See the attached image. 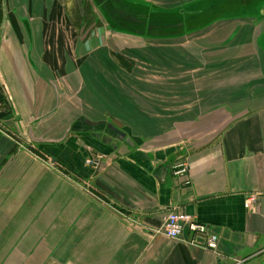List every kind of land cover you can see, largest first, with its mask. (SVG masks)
<instances>
[{"label": "crops", "instance_id": "obj_1", "mask_svg": "<svg viewBox=\"0 0 264 264\" xmlns=\"http://www.w3.org/2000/svg\"><path fill=\"white\" fill-rule=\"evenodd\" d=\"M59 1L33 0L39 26L32 25L38 27L29 42L15 30L4 46L0 34V264H263L260 23L223 21L184 38L146 40L110 31L88 0L111 36L87 37L94 24L81 35L73 31V59L63 44L54 46L67 35L45 32L55 17L41 12ZM148 1L168 6L184 0ZM77 7L73 1L63 6ZM114 36L144 41L127 50L146 62L135 66L141 71L133 66L142 76L127 73L135 81L122 86V76L113 72L119 69ZM99 40L102 47L93 48ZM93 56L98 64L90 63ZM154 71L156 90H133L134 82L151 87L154 82L143 76ZM85 120L110 122L136 138L137 146L127 151L122 143L113 151L90 136L98 128ZM194 133L189 141L195 146L180 159L185 174L173 175L180 160L174 162L169 188H162L144 166L150 162L154 169L160 162L148 157ZM92 153L102 156L97 169L85 165ZM173 208L209 227L218 237L216 249L189 244L186 230L176 240L161 234Z\"/></svg>", "mask_w": 264, "mask_h": 264}, {"label": "water", "instance_id": "obj_2", "mask_svg": "<svg viewBox=\"0 0 264 264\" xmlns=\"http://www.w3.org/2000/svg\"><path fill=\"white\" fill-rule=\"evenodd\" d=\"M101 19L108 29L116 34L146 40H172L201 32L217 22L251 19L260 23L259 30L264 35V0H184L173 5L161 6L148 0H91ZM235 29L222 43L227 45L237 34ZM87 127H97L98 131L90 136L102 145L109 146L113 151L123 143L127 151L137 146L136 138L112 123L85 120ZM216 125V121H213ZM106 125L107 130L103 129ZM196 127V132L200 130ZM181 135L178 144L167 147L165 151H157L148 159H156L159 165L152 172L159 185L169 188L170 170L174 162L185 157L186 152L195 144L189 140L192 135ZM206 139L204 144L211 141ZM139 152L133 154L139 155ZM242 264L243 261H240ZM237 261L234 262L236 264Z\"/></svg>", "mask_w": 264, "mask_h": 264}, {"label": "rangeland", "instance_id": "obj_3", "mask_svg": "<svg viewBox=\"0 0 264 264\" xmlns=\"http://www.w3.org/2000/svg\"><path fill=\"white\" fill-rule=\"evenodd\" d=\"M151 1H153V2H157V3H171V2H177V1H180V0H151ZM86 7H88V9H87V15L88 14H94V16H97V14H96V12H94L93 11V9L91 10L89 7V4L87 3V6ZM30 10V9H29ZM76 12H75V14H76V21H75V23L77 24V26L79 27L80 25H82L83 23H82V21H81V19L79 18L80 16H78V11H77V9L75 8L74 9ZM27 11H28V9H27ZM28 13H29V11H28ZM41 14H43V16H50V15H52V16H54L55 18H54V20L52 19L51 21H50V23H48V25H45L46 27L48 26V28H46V30H45V32H48V33H50L53 37H55L56 38V36H59V35H62V34H64V35H67L66 37L64 36V40L62 41V42H59V43H61L60 45L57 43V39H55V41H54V46L55 47H57L58 49H61V47H64V48H66L68 51L67 52H69V50H70V52H69V54H70V57L71 58H75L74 57V55H73V53H72V50L74 49V46H75V40H74V38H76V37H74V36H76V35H74L73 36V34H72V32L73 31H75V34H78V27H76L75 29L72 27V26H74V25H70L71 23H69L68 22V20L66 19V13H65V9L63 8V6H61L59 3H57L56 2V4H55V6L54 5H51L50 7H48V8H44V10L41 12ZM50 14V15H49ZM30 16H34V15H30ZM75 16V15H74ZM91 19H93V16L91 17ZM91 19H89V20H91ZM230 27V26H229ZM103 28H104V26H103ZM103 30H105V31H107V32H109L108 30H106V29H103ZM205 35V34H204ZM51 36V37H52ZM73 36V37H72ZM107 37V36H106ZM115 37V43H116V50L118 51V52H116V53H113V55H112V58L114 59H116V60H114V62H115V65L117 64V67H119V69L116 71L115 70V68H114V73L115 74H117L118 75V77H121L122 76V78H123V80L124 81H121L120 79V81L118 82L119 84H121V86L123 85V84H127V82H129V81H131L133 78H130V77H126L125 76V74H127L128 73V75L131 73L132 74V76H134V78L136 79V78H139L138 76H142V74H139V73H135V71L133 72V68L135 67V66H139V65H141V64H144V63H146V62H144V61H142V60H136L135 58H132L131 57V55L129 54L131 51H127V50H129L130 48L131 49H134V47L136 48V47H141L142 45H144L143 43H144V41H142V40H134V39H130V38H126V37H124V36H114ZM191 38H187V40H182V41H179V42H176L177 44L179 43H182V44H184L186 41H189ZM63 44V45H62ZM142 44V45H141ZM150 44V43H149ZM62 45V46H61ZM189 44H185L184 46H182V47H180V46H176L175 48H171V49H183L184 47H187ZM61 46V47H60ZM145 47V46H144ZM148 48H151V50H153L154 51V49H153V46H152V44H151V46H148ZM136 50V49H135ZM135 50H132V51H135ZM128 53H127V52ZM171 54L173 55V52H171ZM174 56V55H173ZM154 59H156V58H158V56H157V54L156 53H154ZM86 58H87V56H86ZM172 58V57H171ZM84 58H82L81 59V61L80 62H76L75 61V63H78L79 65H80V63L82 62V60H83ZM167 60V62H169V63H173V60L171 59L170 61L168 60V59H166ZM181 60H184V61H189L190 59H188V57L186 58V59H181ZM180 62H182V63H184L183 61H180ZM91 64H98L99 62H98V59L96 58H94V56H93V58H91V62H90ZM77 64V66H79ZM185 64H190V63H185ZM114 65V66H115ZM134 66V67H133ZM137 67H135V69H136ZM138 69V68H137ZM138 71H141V70H139L138 69ZM158 71V70H157ZM157 71H154V72H146L145 73V75H147V78L145 77V76H143V78L144 79H148V80H150V81H153L154 83H152V84H149L151 87H143V88H140V86H142V85H140L138 82H134L137 86L135 87L134 86V88H133V90H137V91H141V90H143V89H146V90H149V88H151V89H157L156 88V86H158V78H157V75H159V72H157ZM162 74H164V73H160V75L163 77V75ZM185 74V73H184ZM97 75V74H96ZM183 75V74H182ZM187 75H189V74H187ZM94 76V75H93ZM141 78V77H140ZM168 79V78H167ZM134 80V79H133ZM132 80V81H133ZM131 81V82H132ZM135 81V80H134ZM125 82V83H124ZM173 84H171V86H172ZM120 86V87H121ZM120 87H119V89H120ZM174 87V86H173ZM148 88V89H147ZM141 89V90H140ZM145 93H148V92H146L145 91ZM120 94H122V93H120ZM123 95V94H122ZM140 95H142V94H140ZM157 95V94H156ZM155 95V97L154 98H156L157 100H162V97L163 96H156ZM172 98H175V97H171V99ZM180 98H182V97H180ZM166 99V98H165ZM176 99V98H175ZM182 99H185V98H182ZM167 100H168V98H167ZM189 104V103H188ZM188 107V106H187ZM187 107H185L184 105L181 107V109L182 110H185V108H187ZM260 264H262V263H260ZM264 264V263H263Z\"/></svg>", "mask_w": 264, "mask_h": 264}, {"label": "flooded vegetation", "instance_id": "obj_4", "mask_svg": "<svg viewBox=\"0 0 264 264\" xmlns=\"http://www.w3.org/2000/svg\"><path fill=\"white\" fill-rule=\"evenodd\" d=\"M49 1H52V0H42V4L43 5L47 4V2ZM71 1H73L75 4L78 5V7L76 8L78 11L77 14H80L79 18L81 19L83 24L78 27L77 24L75 23L76 21L75 12L76 11L74 9H70V8L65 9L66 19L68 20L69 23H71L70 25H74L72 26L74 29L78 27V31L80 35L83 34L84 30L87 29L89 26H91V24H94L92 26V29H90L89 32L87 33V37L92 35L93 37L100 39V36L103 35L105 38L108 39V37L111 36L109 32L103 30L105 29V27L103 28V25L96 18V16H94L93 13L92 14L90 13L87 15L86 5H87L88 0H80L79 2L77 0H60L59 3L63 4V6H66ZM22 2L24 3V5H26V7H28L27 9L29 13L27 11L26 15L21 14V11L23 12L24 10L22 6L23 5ZM33 4H34L33 0H0V34L3 35L2 44L4 46L8 45L7 40H9L11 35L14 34L15 30H18L19 32L23 31V33L27 36L28 42L31 40L30 35L33 34L34 31H37V27L39 26V21L36 19V17L30 16V15H33L34 13ZM92 16H93V19H91ZM35 23L38 26L36 28H33L32 25ZM96 29H102V30L94 31L92 33V31ZM89 46L90 44H88L87 46L88 49H90ZM105 46H107L106 43H105ZM100 47H102V44L99 40V43L94 45L93 48H100ZM107 123H110V122H107ZM97 128H99V126H97ZM103 129L107 130L106 125L103 126ZM96 154L97 153H92L91 155H96Z\"/></svg>", "mask_w": 264, "mask_h": 264}, {"label": "built area", "instance_id": "obj_5", "mask_svg": "<svg viewBox=\"0 0 264 264\" xmlns=\"http://www.w3.org/2000/svg\"><path fill=\"white\" fill-rule=\"evenodd\" d=\"M102 156L99 154L90 155L85 158V165L94 169L99 168ZM174 176H182L186 172V164L183 160L176 162L172 167ZM253 198H250L252 201ZM188 231L189 238L185 240L192 245L202 246L208 250H215L218 237L209 227L198 222L194 216L187 214L183 210L173 208L170 210L161 228V234L170 239H181L184 231ZM237 261L236 264H240Z\"/></svg>", "mask_w": 264, "mask_h": 264}]
</instances>
